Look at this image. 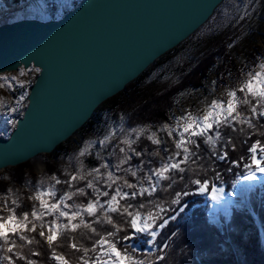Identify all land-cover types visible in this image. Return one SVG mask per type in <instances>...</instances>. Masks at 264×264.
I'll return each mask as SVG.
<instances>
[{
  "label": "snow or ice",
  "instance_id": "1",
  "mask_svg": "<svg viewBox=\"0 0 264 264\" xmlns=\"http://www.w3.org/2000/svg\"><path fill=\"white\" fill-rule=\"evenodd\" d=\"M239 71L242 78L238 85L228 87L224 97L212 99L203 109L196 112L185 110L175 117L173 123H162L156 131L147 124L127 130L121 128L122 138L108 152L110 157L119 149L121 155L114 163L97 152L102 162L96 167L86 168L81 158L93 154L92 142H86L77 157L79 166L73 172H66L67 179L53 176L54 183L46 186L43 180L39 181L36 190L28 197L37 202L32 205L30 212L22 211L17 216L20 203L16 199L9 201L5 194L7 214H3V209H0V253H3L0 261L16 264V258H19L26 261V264H39V261L30 259L20 251L24 244H17V240L28 245L40 244L41 241L36 238L38 235L51 250L50 259L55 264H72L63 252L57 251L60 247L57 240L68 234V247L80 253L76 258L77 264H155L147 259L148 253L133 242L146 236L149 237L146 242L155 246L160 231L168 226L170 220L177 218L176 215L165 216V213L172 211V205H180L182 197L191 193L176 191L167 208L166 202L155 199L143 202L138 198L166 192L178 182L185 181L186 173H191L197 178L188 176L184 187L187 188L188 183L196 185L195 191L210 193L211 200L219 202L224 198V189L218 187L212 178H199L201 172L212 170L215 179H219L220 172L214 168L217 161L228 163L229 172L233 165L242 166L246 170V174L241 177L244 181L264 183V56L258 58L252 67L245 65ZM228 75H231L230 71ZM0 80L10 84L20 83L22 89L29 86L16 77L3 76ZM26 98L27 93L22 91L14 103L19 104ZM4 107L8 111L17 110L8 104H4ZM228 130L246 134L247 138L242 141V146L248 145L246 156L230 158L229 148L235 151L237 145ZM160 132H164L165 136L161 137ZM254 135L260 138L248 144ZM115 136L116 129H112L98 143L101 146L109 144ZM142 137L156 147L149 151L145 145L138 150L136 146L141 143ZM168 139L172 141L171 148L167 145ZM202 144L207 147V154ZM161 150L165 155L161 156ZM145 156L159 157L158 166H152L151 159H140L135 165L131 163L133 157ZM237 183L239 181L234 182V186ZM60 184L67 185V188L58 195L55 186ZM254 187L256 185L253 183L241 184L230 195L243 198ZM8 193H11V189ZM78 197L85 200L76 203L75 198ZM233 203L224 200V205ZM48 216L53 219L46 220ZM38 226L41 229L39 232ZM77 233L91 241V246L77 243ZM168 246L167 243L159 246L160 251L163 252ZM33 254L39 256L40 252ZM164 258L163 254L156 257L160 261Z\"/></svg>",
  "mask_w": 264,
  "mask_h": 264
},
{
  "label": "water",
  "instance_id": "2",
  "mask_svg": "<svg viewBox=\"0 0 264 264\" xmlns=\"http://www.w3.org/2000/svg\"><path fill=\"white\" fill-rule=\"evenodd\" d=\"M223 2L80 0L58 19L0 23V73L39 69L21 116L8 136H0V172L50 154L74 136L98 107L189 39Z\"/></svg>",
  "mask_w": 264,
  "mask_h": 264
},
{
  "label": "trees",
  "instance_id": "3",
  "mask_svg": "<svg viewBox=\"0 0 264 264\" xmlns=\"http://www.w3.org/2000/svg\"><path fill=\"white\" fill-rule=\"evenodd\" d=\"M22 1L23 0H0V5L8 6L9 8L18 6ZM43 1L46 4L45 9L42 12H35L29 18L40 20L58 19L66 11L71 9L65 8L61 10V12H58L57 7L54 6L53 3L55 0ZM79 1L80 0H74L73 7L76 6ZM225 1L226 0H224V2ZM257 2L258 0H251L249 7L255 5ZM223 3L217 8V10L223 5ZM206 24H204L198 31L203 29ZM247 28L250 38L256 43L259 40L258 28L256 29L252 24H248ZM198 31L191 37L196 35ZM232 43L231 40L227 39L219 40L208 48L195 63L179 69L175 80L164 88H161L159 91L149 93L140 90L136 91V94H133L132 90H135V87H137L144 75H146L154 65L160 63L162 59L166 58L168 54L175 51L177 49L176 47L158 59L138 79L130 83L124 91L98 107L93 117L76 133L85 134L89 132H97L100 128H102V133L106 131L110 132L114 129V126L117 127L118 124L120 125L123 123L137 125L146 123L162 124L167 122L171 118L173 110L176 107L175 104L179 100V96L183 91L203 88L214 72L224 74L230 71L232 74L233 67L236 65L232 46L229 47ZM261 56H264L263 46H257L255 51L247 52L246 59L248 58V61H250L248 67H252ZM234 71L236 74L233 73V75H235V78L239 79L241 77L240 71ZM262 123H264V121H262ZM109 128H111V130H109ZM228 131L232 137H234L233 142L237 145L235 151H232L231 148H229L230 158L236 159L241 155L246 156L248 145L242 146V141L247 138L246 134L238 131ZM164 136L165 134H163V137ZM257 138L260 137L256 135L252 136L251 139L248 140V144H251V142ZM145 145L148 146L149 151L156 147L143 137L141 138V143L136 147L139 150ZM65 147V143H62L50 154L46 155L56 156ZM163 147L164 146L162 145L161 149H163ZM168 147H172L171 139L168 142ZM201 147L205 150V154H207V147L203 144ZM117 154H119L118 148L116 149L115 154L109 159L112 161L116 160L118 156ZM163 155H165V153L161 150V156ZM140 159H144L145 161L151 159L153 161L152 166H158L159 157H133L131 163L135 165L139 163ZM87 161L89 162L88 166L90 168L96 167L102 162L100 159H94L93 157ZM26 165H28V162L11 167L13 170L17 172L19 171L15 175V181L22 185L20 186L22 187V196L18 201L20 207L17 208V215L21 214L22 211L30 212L32 205L36 203L28 198L36 190V186H34V180L36 178L33 177L27 179L24 173L21 172L22 168ZM205 166L207 167V164ZM229 166L228 163L217 161L214 168L215 171L220 172L219 179H215V172L212 170L207 171V173L201 172L199 178H212L216 185H225L226 190L228 191L234 186V182L240 181L241 177L246 174V170H244L242 166H231V172L227 171ZM147 168L148 165L146 164L145 171H147ZM46 170L48 174L56 172V168L53 164H49ZM188 176H192L193 179L197 178V176L191 173H186L185 181L178 182L172 189L166 192H157L153 197L138 198L143 202H146L148 199L166 202L165 207L167 208L171 203V200L174 198V193L176 191H189L191 193L189 196L182 197L180 205H172V211L165 213V216L176 215L177 218L175 220H170L168 226L160 231L156 238L155 246L148 244L146 241L149 237L144 236V243L140 244V246L142 250L148 253L147 259L154 261L155 264H264V184L261 189L258 188V191L252 192L250 198L251 205L259 218L260 225L257 224L255 217L250 211V207L244 202H240L238 205L232 207V215L229 221L221 216L219 225L212 222L210 219L211 217L208 213L209 205L205 204L206 200L203 198V195L195 191L197 186L188 183L187 188L184 187L185 183H187ZM65 179L67 178H62V180ZM128 179L135 180L133 177H128ZM166 183L167 182H165V184ZM66 188L67 185H57L56 189L58 190V195ZM7 191V184L5 182L1 183L0 195L6 194ZM89 195H91V193H89ZM84 200L85 198L83 197L75 198L76 203H80ZM69 203H72V201H69ZM185 204L186 208H184L183 211H179V209ZM45 219L50 221L53 217L48 216L45 217ZM40 230L41 229L38 226L37 232ZM173 232L176 233L175 236L172 235ZM30 235L36 234L31 233ZM75 235L77 243H84L86 246H91V241L81 237L79 233ZM36 238L41 241L40 244L33 243L28 245L23 241L17 240V244H24V247H22L20 251L30 259L39 261V264H55V262L50 259L51 250L48 248L46 242L38 235ZM56 243L60 245V247L57 248V251L63 252L72 261V264H77L76 258L80 253L75 252L68 247V234L59 237ZM134 243H141V239L138 238ZM164 243H167L169 246L161 252L159 246H162ZM35 252H40V255L35 256L33 254ZM162 254L165 257L164 260H157L156 257ZM0 255H3V253H0ZM0 264H6V262L0 261ZM16 264H26V261L16 258Z\"/></svg>",
  "mask_w": 264,
  "mask_h": 264
},
{
  "label": "rangeland",
  "instance_id": "4",
  "mask_svg": "<svg viewBox=\"0 0 264 264\" xmlns=\"http://www.w3.org/2000/svg\"><path fill=\"white\" fill-rule=\"evenodd\" d=\"M73 2L74 0L53 1L58 12H61V10L65 8H72ZM250 2L251 0H226L203 29L198 31V33L190 39H187V41H184L175 51H172L166 58L162 59L160 63L154 65L147 74L144 75L140 83L135 87V90H132V93L136 94V91L140 90L149 93L159 91L175 80L179 69L195 63L213 44L221 39H227L233 42L232 51L236 61L232 74L229 76L228 72L223 75L214 72L203 88L183 91L175 104L176 107L173 110L174 116L172 115L167 122L173 123L175 117L180 116L185 110L196 112L197 110L203 109L205 104L212 99L224 97L226 89L228 87H236L239 80L242 78H235V75H233V73H235L234 70L239 71L244 65H250V61H248V58L246 59V53L255 51L257 46H263L264 48V0H258L255 5L249 7ZM45 7L46 4L43 0H23L18 6L9 8L8 6L0 5V16L2 15L0 20L5 14L9 17L7 22L18 18L30 17L35 12H42ZM248 24H252L256 29L258 28L259 40L256 43L250 38L247 28ZM21 70H23V75H21ZM37 73L38 71L36 68L30 67L28 69L20 68L13 72H7L5 75H0V77H16L18 81L27 82L29 85L22 89L20 83L10 84L8 81L0 80V136H8L15 125L16 119L21 116L26 106V99L19 104H15L14 99L18 98L22 91L28 93V89ZM4 104L11 105L17 110L8 111L4 107ZM146 124L151 125L153 131H156L157 127L160 125L159 123ZM137 125H131L129 123L118 124L117 127L110 125L114 126V129H116V136L113 137L109 144L104 146L99 145L98 141L102 140L109 131L102 133V128H100L97 132L85 134L76 133L64 142L66 147L58 155H39L27 161L28 165L24 166L21 172L24 173L27 179L36 178L34 180V186H36V188L41 180L44 181L45 186L49 183H54L52 180L53 176L59 177L61 180L62 178H67L66 172H73L79 166L77 157L86 142H92L93 146L91 151L93 154L81 159L86 168H90L87 160L91 157L98 159L96 155L97 152H99L100 156L107 159L111 157L108 156V152L116 145L115 142H117L119 138H122V133L120 132L121 128L127 130ZM109 130H111V128H109ZM163 134L165 133H159L161 137H163ZM169 140L170 139L167 141V145ZM117 155L118 159L121 154L119 153ZM116 160L112 161L109 159L112 163L116 162ZM49 164H53L56 168V172L53 174L47 173L46 169ZM18 172L11 167H7L0 172V184L5 182L8 186V190L11 189V193H8V191L6 193L9 201L13 199L19 201V198L22 196V187H20L22 185L15 181V175ZM240 181H242V179ZM252 182L256 187L249 191L243 198L234 196L232 200L229 199L234 201L231 205H224V200H226L225 196L227 194L230 195L240 183L235 184V186L228 191L225 185H217L224 189V198L219 202L212 201L210 193L202 194L198 192L202 194L203 198L206 200L205 204L209 205L208 213L212 222L220 225L221 216L223 215H225L223 217L229 221L232 215V207L238 205L240 202L247 204V206L250 207L252 215L255 217V210L250 202L251 193L258 191V188L261 189L264 183ZM4 197L5 194L0 195V209H3V214H7V208L4 206ZM214 204H216V206H214ZM220 205L222 206L220 207ZM9 206L11 205L9 204ZM181 208H186V204ZM140 239L141 243H135L139 248H141L140 244L144 243V237H140Z\"/></svg>",
  "mask_w": 264,
  "mask_h": 264
},
{
  "label": "bare ground",
  "instance_id": "5",
  "mask_svg": "<svg viewBox=\"0 0 264 264\" xmlns=\"http://www.w3.org/2000/svg\"><path fill=\"white\" fill-rule=\"evenodd\" d=\"M7 15H8V14H7ZM1 16H2V15H1ZM1 16H0V17H1ZM3 17H5L6 19L3 18ZM3 17H2V19L0 20V23L9 20V19H8L9 17L6 16V14H5ZM8 73H9V72H8ZM5 74H7V72H5V73H0V75H5ZM4 137H5V136H4ZM35 158H36V157H35ZM33 159H34V158H33ZM239 183H240V184H239V185L233 190V192L236 191V189L239 188L241 184H247V183H253V182H252V181L250 182V181H244V180H242V181H240ZM253 184H254V183H253ZM233 197H234V196H231V195H229V194H227V195L225 196L226 200H229V199L232 200ZM220 203H221V202H220ZM214 206H216V204H214ZM217 206H218V204H217ZM221 206H222V205H220V207H221ZM223 216H225V215H223Z\"/></svg>",
  "mask_w": 264,
  "mask_h": 264
}]
</instances>
